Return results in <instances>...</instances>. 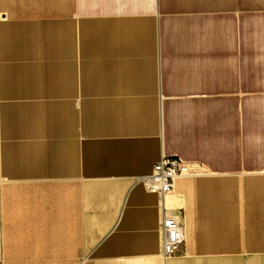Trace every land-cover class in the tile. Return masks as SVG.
Wrapping results in <instances>:
<instances>
[{"label": "crops", "instance_id": "crops-1", "mask_svg": "<svg viewBox=\"0 0 264 264\" xmlns=\"http://www.w3.org/2000/svg\"><path fill=\"white\" fill-rule=\"evenodd\" d=\"M0 14L53 25L15 33L25 65L2 72L0 264H264V0ZM163 155L206 174L160 196L142 179ZM164 213L185 230L178 256H163Z\"/></svg>", "mask_w": 264, "mask_h": 264}, {"label": "built area", "instance_id": "built-area-1", "mask_svg": "<svg viewBox=\"0 0 264 264\" xmlns=\"http://www.w3.org/2000/svg\"><path fill=\"white\" fill-rule=\"evenodd\" d=\"M206 174L205 166L198 162H190L181 158L163 155L154 164L153 173L143 178L146 188L160 196L172 191L175 180L181 177H195ZM162 247L164 257L178 256L185 241V230L177 216L164 213L162 220Z\"/></svg>", "mask_w": 264, "mask_h": 264}, {"label": "rangeland", "instance_id": "rangeland-1", "mask_svg": "<svg viewBox=\"0 0 264 264\" xmlns=\"http://www.w3.org/2000/svg\"><path fill=\"white\" fill-rule=\"evenodd\" d=\"M2 14H0V82L5 80V74L2 72L7 73L8 68H12V70H15V67L19 69L21 66L25 65L23 63L24 57H23V52L22 49H17V51L14 48V42H12L14 34L15 33H23V32H30L36 30V32H46L47 30H52L53 31V25L52 24H9L2 18ZM3 39H7L8 44L3 43ZM37 42H35V45ZM4 47L6 50H4ZM35 47V46H34ZM45 48V47H44ZM8 49V51H7ZM15 50V51H14ZM5 53L4 51H7L8 53H11L13 55L12 58L16 59H11L14 62L9 63L5 58L2 57V52ZM15 73V72H14Z\"/></svg>", "mask_w": 264, "mask_h": 264}, {"label": "bare ground", "instance_id": "bare-ground-1", "mask_svg": "<svg viewBox=\"0 0 264 264\" xmlns=\"http://www.w3.org/2000/svg\"><path fill=\"white\" fill-rule=\"evenodd\" d=\"M5 20V19H4ZM48 41V40H47ZM48 45V44H47ZM6 50V49H5ZM8 50V49H7Z\"/></svg>", "mask_w": 264, "mask_h": 264}]
</instances>
